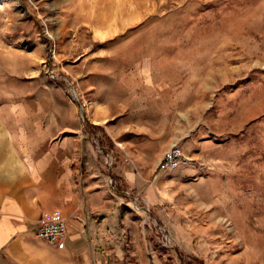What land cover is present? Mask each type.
<instances>
[{"label": "rangeland", "instance_id": "374dc122", "mask_svg": "<svg viewBox=\"0 0 264 264\" xmlns=\"http://www.w3.org/2000/svg\"><path fill=\"white\" fill-rule=\"evenodd\" d=\"M64 94L177 264H264V0H0V105Z\"/></svg>", "mask_w": 264, "mask_h": 264}, {"label": "crops", "instance_id": "0c3cea01", "mask_svg": "<svg viewBox=\"0 0 264 264\" xmlns=\"http://www.w3.org/2000/svg\"><path fill=\"white\" fill-rule=\"evenodd\" d=\"M61 98L0 105V264H177L149 233L146 213L131 210V193L139 191L159 205L156 185L149 187L141 168L107 170L76 109ZM139 136L125 144L137 151L125 152L128 161L146 162ZM170 137V146L180 139ZM56 213L68 223L63 244L37 234L39 218Z\"/></svg>", "mask_w": 264, "mask_h": 264}, {"label": "built area", "instance_id": "2783aa9c", "mask_svg": "<svg viewBox=\"0 0 264 264\" xmlns=\"http://www.w3.org/2000/svg\"><path fill=\"white\" fill-rule=\"evenodd\" d=\"M49 53H54V48L52 50L49 49ZM72 98L79 102V99L76 97L77 93L75 92L73 96L72 93H70ZM81 110L83 111V107L81 106ZM81 111V114H82ZM83 115V114H82ZM188 161V158L185 156L184 149L181 146L180 142H175L171 145L170 149L164 154L163 160H162V166L165 169L169 168H177L181 163H184ZM106 165L110 167V160L109 155H107L106 159ZM110 185L113 186L114 180L113 178L109 181ZM134 206L135 210H142L138 205L137 202L134 200ZM37 234L38 236L46 241H49L51 243L55 244H63L67 238L68 235V223L67 220L60 214H48L42 216L37 223ZM167 242L169 243V237L166 236Z\"/></svg>", "mask_w": 264, "mask_h": 264}, {"label": "trees", "instance_id": "16d2710c", "mask_svg": "<svg viewBox=\"0 0 264 264\" xmlns=\"http://www.w3.org/2000/svg\"><path fill=\"white\" fill-rule=\"evenodd\" d=\"M169 264H172V262H170V260H169Z\"/></svg>", "mask_w": 264, "mask_h": 264}, {"label": "water", "instance_id": "95a60500", "mask_svg": "<svg viewBox=\"0 0 264 264\" xmlns=\"http://www.w3.org/2000/svg\"><path fill=\"white\" fill-rule=\"evenodd\" d=\"M82 111V110H81ZM82 114H83V111H82Z\"/></svg>", "mask_w": 264, "mask_h": 264}, {"label": "bare ground", "instance_id": "6f19581e", "mask_svg": "<svg viewBox=\"0 0 264 264\" xmlns=\"http://www.w3.org/2000/svg\"><path fill=\"white\" fill-rule=\"evenodd\" d=\"M40 218H41V217H40ZM40 218H39V219H40Z\"/></svg>", "mask_w": 264, "mask_h": 264}]
</instances>
